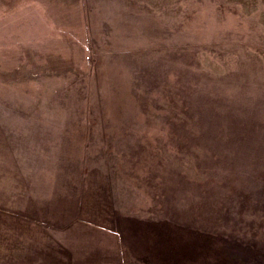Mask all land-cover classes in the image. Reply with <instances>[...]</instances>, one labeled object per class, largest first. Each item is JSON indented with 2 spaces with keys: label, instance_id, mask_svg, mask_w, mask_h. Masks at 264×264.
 <instances>
[{
  "label": "rangeland",
  "instance_id": "374dc122",
  "mask_svg": "<svg viewBox=\"0 0 264 264\" xmlns=\"http://www.w3.org/2000/svg\"><path fill=\"white\" fill-rule=\"evenodd\" d=\"M0 264H264V0H0Z\"/></svg>",
  "mask_w": 264,
  "mask_h": 264
}]
</instances>
